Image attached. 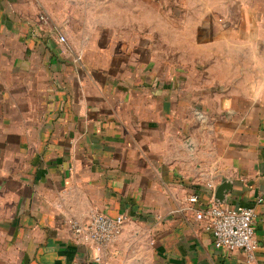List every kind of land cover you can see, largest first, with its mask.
I'll list each match as a JSON object with an SVG mask.
<instances>
[{"label":"crops","instance_id":"obj_1","mask_svg":"<svg viewBox=\"0 0 264 264\" xmlns=\"http://www.w3.org/2000/svg\"><path fill=\"white\" fill-rule=\"evenodd\" d=\"M208 1L162 54L108 0H0V264H264V0ZM223 181L251 257L195 218ZM96 211L125 217L98 261Z\"/></svg>","mask_w":264,"mask_h":264},{"label":"built area","instance_id":"obj_2","mask_svg":"<svg viewBox=\"0 0 264 264\" xmlns=\"http://www.w3.org/2000/svg\"><path fill=\"white\" fill-rule=\"evenodd\" d=\"M59 41L65 42L64 35H59ZM212 188V185H209ZM190 203L198 202V196L188 197ZM262 201L261 198L257 202ZM195 218L202 222L204 230L210 233L213 246L223 248L228 252L240 250L251 257L257 247L254 236V208L245 205H228L213 202L212 198L201 204L195 210ZM125 217L119 214L115 217L101 212H93L86 222L70 220L68 227L75 243L93 246L96 256L104 246L113 242L119 236ZM86 264V263H80Z\"/></svg>","mask_w":264,"mask_h":264},{"label":"rangeland","instance_id":"obj_3","mask_svg":"<svg viewBox=\"0 0 264 264\" xmlns=\"http://www.w3.org/2000/svg\"><path fill=\"white\" fill-rule=\"evenodd\" d=\"M185 2L186 0H108V14L100 15L99 9L98 15L103 16L105 20L112 18L114 23H120L122 17L125 32L137 35L140 41H147L149 38L152 40L155 35L158 46L163 48L161 53L164 54L166 38H179L182 26L196 18L195 15L186 14ZM121 9H124L122 16Z\"/></svg>","mask_w":264,"mask_h":264},{"label":"water","instance_id":"obj_4","mask_svg":"<svg viewBox=\"0 0 264 264\" xmlns=\"http://www.w3.org/2000/svg\"><path fill=\"white\" fill-rule=\"evenodd\" d=\"M231 191V183L229 181H223L219 183L213 193L212 200L218 204H226L227 194Z\"/></svg>","mask_w":264,"mask_h":264}]
</instances>
